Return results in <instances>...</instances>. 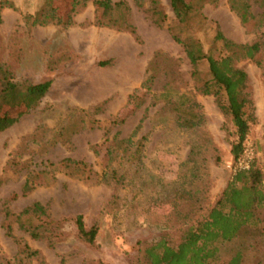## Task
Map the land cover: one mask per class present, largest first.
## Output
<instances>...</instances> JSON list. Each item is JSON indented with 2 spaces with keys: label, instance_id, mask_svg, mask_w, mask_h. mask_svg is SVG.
<instances>
[{
  "label": "rangeland",
  "instance_id": "obj_1",
  "mask_svg": "<svg viewBox=\"0 0 264 264\" xmlns=\"http://www.w3.org/2000/svg\"><path fill=\"white\" fill-rule=\"evenodd\" d=\"M45 1L0 0V64L19 84L51 83L36 109L0 133V264L21 263L19 246L6 235L5 211L18 214L35 202L56 221L82 216L86 228L97 226L99 233L91 247L73 223L52 241L33 240L14 224L16 237L39 253L22 264H137L146 245L177 240L195 211L202 214L200 208L217 201L240 157L232 154L238 142L232 122L216 98L199 89L210 79L207 63L195 76L175 36L214 52L218 32L237 44L264 45V0H205L184 25L170 0H157L167 15L161 26L152 19L153 0H112L127 3L136 35L96 26L93 1L78 9L71 26L34 25ZM231 2L249 7L250 24ZM57 5L66 17L70 2ZM236 67L247 73L254 103L244 144L254 151L251 166L264 173V48ZM122 140L131 141L118 145ZM65 159L86 163L90 174L72 175L59 165ZM236 251L235 242L221 246L225 256ZM245 264H264V245Z\"/></svg>",
  "mask_w": 264,
  "mask_h": 264
},
{
  "label": "trees",
  "instance_id": "obj_2",
  "mask_svg": "<svg viewBox=\"0 0 264 264\" xmlns=\"http://www.w3.org/2000/svg\"><path fill=\"white\" fill-rule=\"evenodd\" d=\"M60 1L62 0H46L43 9L33 21L34 25L56 22L63 27L71 26L78 9L93 1L96 7V26L128 31L136 35V29L129 20L130 9L124 1L114 3L112 0H68L70 10L66 17L59 12L57 4ZM204 1L187 3L185 0H170V3L175 17L184 25L189 24L190 20L201 12ZM231 4L242 23L250 24L253 17L249 14V7L243 5L242 8H237L232 2ZM158 6V1L153 0L151 14L153 22L161 26L167 21V15ZM175 40L184 45L195 76L199 74L200 65L207 63L210 79L203 81L199 89L205 95H213L222 113L232 122L238 136L232 154L234 159H237L243 151L244 142L251 134V124L255 117L254 103L247 93L248 75L236 67V62L255 59L263 51L264 45L259 42L249 45L237 44L221 32H218L214 39L217 47L215 52L206 51L202 43L195 39L186 41L175 36ZM152 81L151 76L143 87ZM50 87V82L37 85L19 84L15 82L13 74L6 66L0 64V133L17 123L21 115L36 109ZM10 111L18 114L9 115ZM123 122L124 120L115 121L116 124ZM144 140L143 137L138 143L139 155L145 146ZM130 141L122 140L118 145ZM95 153L100 154L97 150ZM111 156L112 153L108 152V163L112 160ZM59 165L71 170L74 176H87L91 172V167L81 161L65 159ZM30 184L31 181H27L24 188L28 189ZM200 210L203 213H193L196 218H193L177 240L161 238L146 245L137 264H245L249 254L264 245V173L256 164L247 171L237 173L217 201L212 206L202 207ZM68 223L76 226L77 236L81 241L91 247L96 246L99 228H86L82 216L56 221L49 214L48 208L40 202L31 204L18 214H13L9 209L5 211L6 235L19 246L17 261H20V264L25 259L38 256L39 253L33 251L23 239L16 237L14 224L33 240L52 241ZM233 242L237 244L235 255H223L221 246Z\"/></svg>",
  "mask_w": 264,
  "mask_h": 264
},
{
  "label": "built area",
  "instance_id": "obj_3",
  "mask_svg": "<svg viewBox=\"0 0 264 264\" xmlns=\"http://www.w3.org/2000/svg\"><path fill=\"white\" fill-rule=\"evenodd\" d=\"M254 158V151L250 145L243 144V151L236 162L235 175L241 171H247L251 168L252 160Z\"/></svg>",
  "mask_w": 264,
  "mask_h": 264
}]
</instances>
